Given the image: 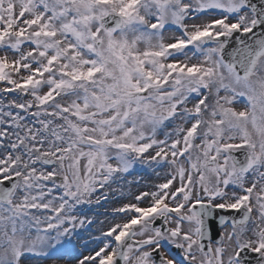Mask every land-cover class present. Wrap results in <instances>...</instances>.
Segmentation results:
<instances>
[{"label": "snow or ice", "instance_id": "6c2138e0", "mask_svg": "<svg viewBox=\"0 0 264 264\" xmlns=\"http://www.w3.org/2000/svg\"><path fill=\"white\" fill-rule=\"evenodd\" d=\"M67 255L264 264V0H0V264Z\"/></svg>", "mask_w": 264, "mask_h": 264}, {"label": "rangeland", "instance_id": "374dc122", "mask_svg": "<svg viewBox=\"0 0 264 264\" xmlns=\"http://www.w3.org/2000/svg\"><path fill=\"white\" fill-rule=\"evenodd\" d=\"M140 169L141 171H146V174L139 175L135 178L128 179L130 181L135 180H143V178L152 179L154 174H152L149 170L146 169ZM136 169V170H137ZM136 170L134 172H136ZM143 183L140 185H137L133 183L130 186H125V194H127L129 187L131 192L135 193L141 190H147L143 188ZM126 202L123 200V198L120 196L119 192L115 193L109 201L103 202L101 206H93L91 209H85V212L88 216L92 217L94 220V223L88 227V230H82L80 235L75 238L74 244L77 248H79L81 251H84L83 245L89 244V247H94L95 245L92 244L89 240L90 236H96L99 235V232L101 229L106 230L108 227V221L111 220V211L114 207H118L121 203ZM85 254H87V251H85ZM51 264V262H49ZM59 264H74V260L71 258V255L65 256L64 260L59 261Z\"/></svg>", "mask_w": 264, "mask_h": 264}]
</instances>
